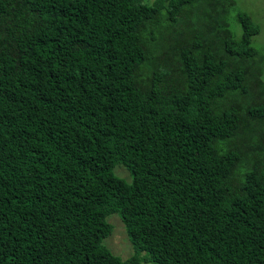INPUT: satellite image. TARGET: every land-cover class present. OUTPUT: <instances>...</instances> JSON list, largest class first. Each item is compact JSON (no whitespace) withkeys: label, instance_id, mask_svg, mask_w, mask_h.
<instances>
[{"label":"trees","instance_id":"obj_1","mask_svg":"<svg viewBox=\"0 0 264 264\" xmlns=\"http://www.w3.org/2000/svg\"><path fill=\"white\" fill-rule=\"evenodd\" d=\"M233 5L0 0V264H264V51Z\"/></svg>","mask_w":264,"mask_h":264},{"label":"rangeland","instance_id":"obj_2","mask_svg":"<svg viewBox=\"0 0 264 264\" xmlns=\"http://www.w3.org/2000/svg\"><path fill=\"white\" fill-rule=\"evenodd\" d=\"M150 2L151 0H146ZM234 5L230 11L229 24L235 36L239 34L238 23L234 20L236 11H243L247 13L250 18L259 25V32L251 37V45L264 51V0H233ZM114 173L129 181L127 171L119 165L114 167ZM106 221L111 225L110 234L102 239V244L105 245L112 254L125 259L133 252L131 244L126 236L125 230L118 216L113 213L106 216ZM144 264H155L152 262Z\"/></svg>","mask_w":264,"mask_h":264}]
</instances>
